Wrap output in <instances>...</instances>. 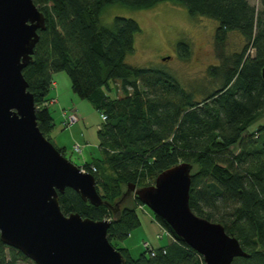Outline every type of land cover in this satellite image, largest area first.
I'll use <instances>...</instances> for the list:
<instances>
[{"label":"trees","instance_id":"obj_1","mask_svg":"<svg viewBox=\"0 0 264 264\" xmlns=\"http://www.w3.org/2000/svg\"><path fill=\"white\" fill-rule=\"evenodd\" d=\"M163 1L184 7L191 17L217 22L214 40L222 62L207 73L214 80L220 78L221 84L199 101L195 91L183 89L169 73L124 63L140 31L135 21L114 17L109 25L100 24V15L108 6L145 10ZM33 3L44 15L46 28L38 31L32 62L22 75L34 99L38 128L49 141L52 76L64 73L72 93L106 116L97 130L102 158L91 161L96 172H87L94 176L102 200L118 204L114 212L104 205L95 207L67 188L59 194L61 211L92 220L110 219L107 239L123 255L125 264H203L201 256L154 214L172 238L169 245L154 248V256L143 250L137 259L118 247V242L140 227L137 208L143 206L133 195L121 201L126 185L150 186L159 173L186 162L193 166L190 209L221 224L248 254L231 264H264V124L247 131L264 117V0H259V11L248 0ZM230 32L240 34L245 43L239 53L226 56L223 44ZM177 49L182 58L188 57L186 43H179ZM57 150L64 156V148ZM83 165L92 166L89 162ZM100 166L105 168L99 172ZM20 261L34 264L0 242V264Z\"/></svg>","mask_w":264,"mask_h":264},{"label":"water","instance_id":"obj_2","mask_svg":"<svg viewBox=\"0 0 264 264\" xmlns=\"http://www.w3.org/2000/svg\"><path fill=\"white\" fill-rule=\"evenodd\" d=\"M45 28L44 15L33 0H0V242L34 264H125L107 239L110 219L65 215L60 209L59 194L67 188L95 207L104 205L114 212L118 204L102 200L94 176L66 159L38 128L22 70L32 62L38 31ZM261 79L264 82V67ZM192 168L186 162L174 165L150 186L128 183L121 201L135 196L199 254L203 264H231L248 257L221 224L190 209Z\"/></svg>","mask_w":264,"mask_h":264},{"label":"rangeland","instance_id":"obj_3","mask_svg":"<svg viewBox=\"0 0 264 264\" xmlns=\"http://www.w3.org/2000/svg\"><path fill=\"white\" fill-rule=\"evenodd\" d=\"M248 2L256 8V11L260 10L259 0H248ZM114 17L131 19L140 28V31L134 36L133 50L124 60L127 66L163 70L172 75L183 89L195 91L198 101L220 87V78L214 80L207 73L210 67L217 66L222 62L221 50L217 49L214 40L216 21L204 17H191L184 7L169 1L160 2L145 10H131L120 5H111L101 13L100 24L109 25ZM181 42L186 43L189 49L186 59L180 56L177 49ZM244 43V39L237 32L228 33L223 44L224 54L229 56L239 53ZM248 52L251 56L253 55L252 48ZM163 59L165 60L163 61ZM50 95L51 90L49 98ZM73 96L77 101V109L71 107L67 97L63 99L64 103L67 108L77 110L81 119L66 126L60 119V112L54 111L53 106L49 105L53 128L48 134V138L56 149L65 147L64 157L82 172H87V169L92 172L91 168L87 167L88 165L86 167L83 165V162H90L95 167L91 161L102 158L97 139V130L102 122L100 115L88 101L79 99L74 94ZM69 109L68 111H71ZM63 119L66 120L64 114ZM261 124H264V117L252 124L247 131L253 132L255 127ZM74 145L80 147L81 154L73 152ZM104 168L100 166L99 172ZM143 208L153 216L146 206H139L137 212L142 211ZM139 228L124 240V244L131 248L133 259H137L143 252V243H147L148 238L143 232V227ZM166 242L167 238H163L161 244ZM4 252L7 253L8 249L4 248ZM28 263V261L18 262V264Z\"/></svg>","mask_w":264,"mask_h":264},{"label":"crops","instance_id":"obj_4","mask_svg":"<svg viewBox=\"0 0 264 264\" xmlns=\"http://www.w3.org/2000/svg\"><path fill=\"white\" fill-rule=\"evenodd\" d=\"M50 96L51 97L49 98L50 99L49 101L54 100L55 102L52 103L54 105H52V104H49V105L53 106L54 111L57 110L58 112H60L61 121H63V114L65 112H67L69 109V108H67V106L64 103L65 100H63V99L65 97H67V99L70 100L71 107H74L77 109V104H76L77 101L75 100V98L73 96V93H72L71 88H70V83H69L68 78L65 76L64 73L53 74L51 95ZM48 108H49V106H48ZM69 110H71V109H69ZM78 117L81 119V115L78 114ZM62 148H65V147H62ZM84 162H86V161H84ZM137 216H138V219L140 220V228L143 227V229H144L143 232L148 237L146 241L151 247L156 248V249L157 248H164L172 242V238L168 234V232L163 227H161L155 221L154 217L149 212L144 210V208L142 211L137 212ZM131 233L128 237L131 236ZM163 238H167V242L164 244H161V241L163 240ZM118 247L127 249L131 255V248L128 247L127 245H125L124 241L118 242Z\"/></svg>","mask_w":264,"mask_h":264},{"label":"built area","instance_id":"obj_5","mask_svg":"<svg viewBox=\"0 0 264 264\" xmlns=\"http://www.w3.org/2000/svg\"><path fill=\"white\" fill-rule=\"evenodd\" d=\"M54 102H55L54 100H51L49 104H52ZM99 115H100L101 122L103 123L106 120V116L104 114H99ZM64 116H65L66 120L63 119V124L66 126L74 124L78 119H80L78 117L76 110H74V109H72L71 111L65 112ZM73 152L81 154L80 147L78 145H74L73 146ZM90 168H91L92 172H96V169L93 166H90ZM143 249L148 251L151 256H154L155 250L148 243H143Z\"/></svg>","mask_w":264,"mask_h":264}]
</instances>
